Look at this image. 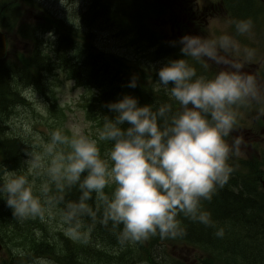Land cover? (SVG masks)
I'll return each instance as SVG.
<instances>
[{"label": "clouds", "instance_id": "obj_1", "mask_svg": "<svg viewBox=\"0 0 264 264\" xmlns=\"http://www.w3.org/2000/svg\"><path fill=\"white\" fill-rule=\"evenodd\" d=\"M229 23L240 37L251 36V19ZM178 43L185 58L169 60L158 71L155 85V91L162 90L172 103L140 106L137 98L125 95L106 105L114 117H103L96 139L54 130L44 147L50 158L46 168L35 146H30L28 172L44 169L61 195L50 196L48 183L40 186L38 195L27 174L0 170V199L16 220L44 221L63 204L65 235L73 240L84 236V217L117 229L121 246L157 235L177 238L186 234L181 215L216 229L214 235L223 238L224 229L216 228L202 202L211 201L228 184L233 173L229 161L242 155L243 138L227 139L237 126L238 110L257 104L264 116V83L244 71L255 60V49L231 35L211 39L186 35ZM190 61L205 71L210 63L222 70L209 78L198 74ZM127 86L137 87L136 79ZM98 142L110 145L103 156ZM73 187L80 192L78 201H65L62 193ZM93 194L95 209L88 203ZM35 264L51 262L37 259Z\"/></svg>", "mask_w": 264, "mask_h": 264}, {"label": "trees", "instance_id": "obj_2", "mask_svg": "<svg viewBox=\"0 0 264 264\" xmlns=\"http://www.w3.org/2000/svg\"><path fill=\"white\" fill-rule=\"evenodd\" d=\"M28 2L32 5L34 0ZM3 4L5 12L0 15V27L8 30L6 16L8 14L15 21L18 10L8 0ZM140 4L141 0H93L92 3L94 19L97 17V20L114 25L117 32L137 50L131 60L103 53L93 42L85 43L87 37L88 41L94 40L85 28L91 27L89 18L84 23L83 18L73 22L68 16L59 21L46 18L50 24L47 28L54 27V34L58 37L53 55L40 47L37 33L21 28V35L33 42L32 51L29 54L18 53L15 59L0 63V170L4 167L10 172L21 173L24 168L25 141L7 132L13 109L28 105L23 98L28 90L48 99L49 120L53 121L54 130L59 129L69 137L75 135L66 127L65 113L60 110L52 90L54 80L60 76L64 75L78 87L90 91L83 110L92 125L93 139L97 138L103 117H114L106 105L121 100L125 95L137 98L140 106L172 103L162 90L155 91L160 70L155 67L161 60L185 57L177 46L170 48L166 39L147 24L150 17L145 10L149 12V5ZM127 47H130L128 43ZM190 62L196 67L193 61ZM133 78L137 87L130 88L127 85ZM98 146L102 156L110 147L105 142H98ZM47 183L50 196L61 195L54 183L49 180ZM253 184V177H244L233 169L228 184L216 191L211 201L202 202V208L211 214L216 228L224 229L223 238L214 235L216 229L191 222L181 215L178 219L185 235L164 239L157 235L142 243L125 246L118 243V230L111 225L93 224L84 217L82 232L91 238L85 236L73 240L65 232L50 233L46 223L39 219L16 220L13 210L4 199H0V239L5 248L0 264H30L37 259H49L57 264H168L172 262L170 257L158 252L160 243H186L203 255L200 264H264V208L254 206L258 200L253 195ZM113 187L106 188L105 193L110 195ZM62 195L65 201H78L80 192L73 187ZM88 203L95 209V194ZM55 207L62 214L63 204ZM253 222L262 225L250 227Z\"/></svg>", "mask_w": 264, "mask_h": 264}, {"label": "rangeland", "instance_id": "obj_3", "mask_svg": "<svg viewBox=\"0 0 264 264\" xmlns=\"http://www.w3.org/2000/svg\"><path fill=\"white\" fill-rule=\"evenodd\" d=\"M3 0H0V2ZM92 5L93 0H44L45 6L49 11L53 13L60 14V18H66L67 16L71 21H77L78 19L89 18L91 19V27L88 29L89 36L91 39H94L93 42L97 45L103 52L106 54L123 57L127 60H131L134 57V53L137 52L135 48L131 46V43L125 40L121 34L114 35V25L109 22H103L97 20V17L94 19L92 7L90 10H84L86 7V2ZM178 3H182L183 0H177ZM185 4L186 8L196 7L195 4L197 0L190 1ZM176 0H171L172 4H175ZM19 11L17 12V18L15 19V27L11 30H8V34L11 37V52L10 58L15 59L18 53L29 54V51L32 50L33 46L29 41H26L21 35V28L24 27L26 30H30L31 28H36L37 31L41 32L45 29L47 25L44 17L40 20L39 17H34V14L29 13L27 7L23 8V4L27 3L25 0H18L17 2ZM208 0H202L201 4H207ZM210 3V2H209ZM208 5V4H207ZM226 5L232 9L234 12L241 13L242 16L246 15L245 18L249 19L248 13H252V10L259 5V3L255 0H226ZM80 14V15H79ZM31 16V17H30ZM79 17V18H77ZM10 19V17H8ZM154 23L153 20H151ZM218 22V21H217ZM157 26L160 27L161 31L164 33H168L169 37H177L173 35L172 30L175 32H180L175 29L174 26L164 25L162 21H156ZM38 27V29H37ZM194 28L189 27V32H193ZM121 31V30H120ZM218 34H223L221 29H216ZM32 32V30H31ZM84 31H81L83 33ZM254 32V33H253ZM252 33L255 36L260 34V31H253ZM53 44L56 43L54 38H49ZM129 41H131L129 39ZM88 37L87 43L88 44ZM129 44L128 48L125 44ZM250 46V45H248ZM47 52H50V49H45ZM167 60H163L160 62V65L155 68L161 69L160 66H165ZM215 70H219L218 66L214 67ZM52 90L55 92V97L58 98V102L60 104V108L65 112L67 127L76 135H86L90 138H93L94 133L91 126L86 122L84 111L82 106L84 105L85 98H87V91L81 88L76 87L72 82L66 80V77L60 76L59 79L54 80V85L52 86ZM29 101L28 105L24 107H18L13 109V113L11 114V118L9 121L8 135H12L15 137H21L26 146V153L31 151L30 146H35L34 150L42 156V163L46 168L48 165L49 157L44 152V147L50 140V134L54 131L55 126L53 121L48 119L47 108L49 106V102L47 98H45L42 94H39L36 91H31L29 93ZM244 158H247L246 155H241ZM26 155L25 166L21 173L27 174L29 180L34 184V190L36 193H39L40 186L44 183H47L49 180L44 169L33 170L31 173L28 172L26 168V161L29 159ZM46 223L47 229L50 233L57 232H65V225L62 223L61 214L57 210V207L52 209V214L50 216L46 215L44 220ZM257 224V223H256ZM262 225V224H258ZM82 230V229H81ZM87 238H91L90 235H86ZM83 236V238H85ZM82 238V239H83ZM158 248L159 254H169L173 257V259L184 260L186 264H197L198 257L195 252L189 248H175L171 249L167 246H160ZM185 256V257H184ZM50 261L51 264H56L55 262ZM35 264V261L30 263ZM144 264V263H138Z\"/></svg>", "mask_w": 264, "mask_h": 264}, {"label": "flooded vegetation", "instance_id": "obj_4", "mask_svg": "<svg viewBox=\"0 0 264 264\" xmlns=\"http://www.w3.org/2000/svg\"><path fill=\"white\" fill-rule=\"evenodd\" d=\"M255 1H257L259 5L252 10L253 14L248 13L247 15H249V19H255V21H258L259 29L261 30L260 34L255 36L253 32L250 37H239L237 35L232 36L239 40L242 46L258 49V51H260L256 52L258 55L255 60L249 65V67L244 68V71L257 75L258 80H260L261 83H264V0ZM222 11L223 13L220 12L216 15V17L219 18L223 16L225 18L231 17L236 20H240L243 16H246H242V14L238 12H234L229 15L226 10ZM261 66H263L262 71H258ZM260 107L261 105L252 104L251 106L242 107L238 110L240 116L247 115L248 118L245 128L239 133L246 135V141L248 140L250 143V149L254 148L253 144H264V116L259 115Z\"/></svg>", "mask_w": 264, "mask_h": 264}, {"label": "water", "instance_id": "obj_5", "mask_svg": "<svg viewBox=\"0 0 264 264\" xmlns=\"http://www.w3.org/2000/svg\"><path fill=\"white\" fill-rule=\"evenodd\" d=\"M6 52V39L5 36L0 32V58L5 55ZM2 249V245L0 243V250Z\"/></svg>", "mask_w": 264, "mask_h": 264}, {"label": "bare ground", "instance_id": "obj_6", "mask_svg": "<svg viewBox=\"0 0 264 264\" xmlns=\"http://www.w3.org/2000/svg\"><path fill=\"white\" fill-rule=\"evenodd\" d=\"M73 1V0H72ZM87 4H86V7L84 8V10H90L89 8H91L92 7V5L91 4H89L88 3V1L86 2ZM80 15V14H79ZM87 20V18H85L84 17V19H83V23H84V20ZM86 29H87V31H88V29L89 28H87V27H85ZM83 33H85L86 34V32L84 31ZM55 35V34H54ZM89 35V34H88ZM89 42H92V40H90ZM239 212V211H238ZM168 264H175L174 262H168Z\"/></svg>", "mask_w": 264, "mask_h": 264}]
</instances>
